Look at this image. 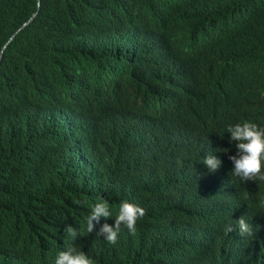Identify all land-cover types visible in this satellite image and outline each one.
<instances>
[{"label": "trees", "instance_id": "1", "mask_svg": "<svg viewBox=\"0 0 264 264\" xmlns=\"http://www.w3.org/2000/svg\"><path fill=\"white\" fill-rule=\"evenodd\" d=\"M164 20L178 26L181 44L170 58L186 65L202 92L207 127L221 125L226 112L264 126V0H0V46L6 40L0 50V264H47L44 250L20 251L28 235L20 213L36 217L47 231L56 229L60 210L79 192L77 170L87 177L82 188L88 191L155 174L137 151L123 159L131 175L125 169L105 174L103 164L91 160L101 137L110 141L107 154L114 158L111 130L119 118L102 102H90L88 90L123 48L132 51L136 70L120 74L127 94L155 81L167 57L148 44L162 41ZM91 126L99 132L89 134ZM246 195L253 205L245 218L252 234L228 232L223 243L260 259L264 181L244 186ZM191 229L164 210L141 222L139 233L147 238L107 244L88 235L77 243L95 264H172Z\"/></svg>", "mask_w": 264, "mask_h": 264}, {"label": "clouds", "instance_id": "2", "mask_svg": "<svg viewBox=\"0 0 264 264\" xmlns=\"http://www.w3.org/2000/svg\"><path fill=\"white\" fill-rule=\"evenodd\" d=\"M162 24V41L148 44V49L159 48L167 57L155 81L127 94L118 84L120 74L123 69L136 70L131 68L132 51L123 48L93 76L88 90L90 102H102L119 118L111 130L114 158L107 154L110 141L101 137L100 147L90 151L91 160L102 163L105 174L129 171L123 159L137 151L155 174L139 183L130 176L123 187L88 191L82 188L87 177L77 170L79 192H72L70 204L60 210L56 229L47 231L42 221L20 213V223L28 230L19 246L24 254L39 249L46 252L47 264H95L78 238L93 235L107 244H116L117 238L130 242L142 235L147 238L139 233L143 219L171 210L192 225L176 246L172 264H197L198 259L205 260L203 264H264V255L259 259L254 252L240 253L223 243L228 232L239 237L252 234L245 220L252 201L241 191L249 183L264 181V126L226 112L221 125L207 127L202 92L189 78L186 65L170 58L181 44L178 26L174 20ZM87 131L95 134L99 128ZM46 243L52 250H46Z\"/></svg>", "mask_w": 264, "mask_h": 264}, {"label": "water", "instance_id": "3", "mask_svg": "<svg viewBox=\"0 0 264 264\" xmlns=\"http://www.w3.org/2000/svg\"><path fill=\"white\" fill-rule=\"evenodd\" d=\"M33 14V11L31 12V14L27 17V19L26 20H23L22 22H21V24H23L24 22H26L29 18H30V16ZM13 32L14 31H12L9 35H8V38H10V36L13 34ZM6 42V40L1 44V46H0V50H1V48L3 47V45H4V43Z\"/></svg>", "mask_w": 264, "mask_h": 264}]
</instances>
